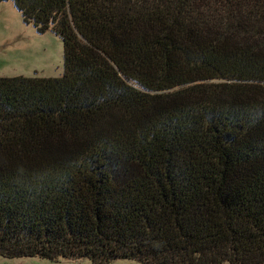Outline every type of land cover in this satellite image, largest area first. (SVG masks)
I'll return each instance as SVG.
<instances>
[{"label":"trees","instance_id":"trees-1","mask_svg":"<svg viewBox=\"0 0 264 264\" xmlns=\"http://www.w3.org/2000/svg\"><path fill=\"white\" fill-rule=\"evenodd\" d=\"M63 48L0 78V257L264 264V0H0Z\"/></svg>","mask_w":264,"mask_h":264},{"label":"rangeland","instance_id":"rangeland-1","mask_svg":"<svg viewBox=\"0 0 264 264\" xmlns=\"http://www.w3.org/2000/svg\"><path fill=\"white\" fill-rule=\"evenodd\" d=\"M63 72V48L51 31L39 34L25 25L11 2H0V78H59ZM0 264H90L88 261L50 262L37 258L7 260ZM112 264H139L115 261Z\"/></svg>","mask_w":264,"mask_h":264}]
</instances>
